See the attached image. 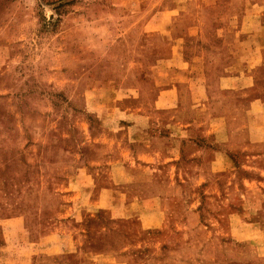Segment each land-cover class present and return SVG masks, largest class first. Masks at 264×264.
Here are the masks:
<instances>
[{
  "label": "rangeland",
  "instance_id": "rangeland-1",
  "mask_svg": "<svg viewBox=\"0 0 264 264\" xmlns=\"http://www.w3.org/2000/svg\"><path fill=\"white\" fill-rule=\"evenodd\" d=\"M263 32L264 0H0V264H264Z\"/></svg>",
  "mask_w": 264,
  "mask_h": 264
},
{
  "label": "crops",
  "instance_id": "crops-1",
  "mask_svg": "<svg viewBox=\"0 0 264 264\" xmlns=\"http://www.w3.org/2000/svg\"><path fill=\"white\" fill-rule=\"evenodd\" d=\"M169 10L171 11V10H173V9L171 8V9H169ZM258 41H259V42H262V44H264V32H263V34L259 35ZM259 46H260V45H259ZM259 49H260V50H261V49H264V45H263V46H260ZM170 59H176V58H173L172 56H170ZM171 137H173V136H171ZM261 229H262V228H261ZM248 236H251V235L249 234Z\"/></svg>",
  "mask_w": 264,
  "mask_h": 264
}]
</instances>
